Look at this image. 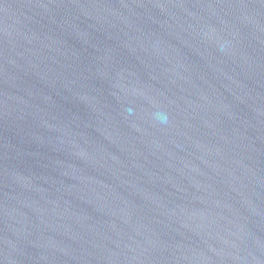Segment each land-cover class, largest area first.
I'll return each instance as SVG.
<instances>
[{
  "label": "water",
  "instance_id": "water-1",
  "mask_svg": "<svg viewBox=\"0 0 264 264\" xmlns=\"http://www.w3.org/2000/svg\"><path fill=\"white\" fill-rule=\"evenodd\" d=\"M0 264H264V0H0Z\"/></svg>",
  "mask_w": 264,
  "mask_h": 264
}]
</instances>
